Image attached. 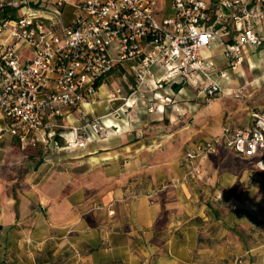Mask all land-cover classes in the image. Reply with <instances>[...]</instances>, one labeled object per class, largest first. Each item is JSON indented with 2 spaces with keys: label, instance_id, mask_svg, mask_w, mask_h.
I'll return each instance as SVG.
<instances>
[{
  "label": "crops",
  "instance_id": "0c3cea01",
  "mask_svg": "<svg viewBox=\"0 0 264 264\" xmlns=\"http://www.w3.org/2000/svg\"><path fill=\"white\" fill-rule=\"evenodd\" d=\"M78 1L63 0L72 8L65 22L61 8L64 25ZM38 11L55 19L49 5ZM213 49L222 53L203 51ZM21 54L31 55L26 47ZM259 63L250 60L249 68ZM218 81L222 97L238 79ZM56 108L44 110L47 130L60 121L81 124L101 106ZM249 115L219 131L250 125ZM7 126L0 110V264H264V169L256 164L264 153L245 157L218 145L195 158L191 178L186 152L219 131L195 134L167 164L152 155L138 161L139 134H116L61 158L59 150L47 155L42 142L19 143Z\"/></svg>",
  "mask_w": 264,
  "mask_h": 264
},
{
  "label": "built area",
  "instance_id": "2783aa9c",
  "mask_svg": "<svg viewBox=\"0 0 264 264\" xmlns=\"http://www.w3.org/2000/svg\"><path fill=\"white\" fill-rule=\"evenodd\" d=\"M47 4L55 19L36 13ZM63 4L0 0V11L17 13L0 19V110L8 120L7 131L23 145L47 144L54 137L47 130L46 107L59 113L56 106L96 104L101 86L96 83L125 65L133 76L129 94L121 97L116 89L111 99H122L126 106L129 101L152 104L166 84H189L210 100L222 91L218 80L229 75L202 51L221 48L234 69L244 52L264 46V0H79L67 25L61 21ZM24 47L29 58L21 54ZM251 117L250 125H225L187 151L189 176L195 177V158L218 145L245 157L264 153V111L253 110ZM85 126L95 133L105 128L95 117L74 128L79 145L82 136L77 134ZM256 164L264 169V155Z\"/></svg>",
  "mask_w": 264,
  "mask_h": 264
},
{
  "label": "rangeland",
  "instance_id": "374dc122",
  "mask_svg": "<svg viewBox=\"0 0 264 264\" xmlns=\"http://www.w3.org/2000/svg\"><path fill=\"white\" fill-rule=\"evenodd\" d=\"M158 2L161 4L162 0H158ZM41 12L37 13L42 15ZM62 12V19L65 22L72 15V8L66 3ZM114 47L115 45L111 47V51ZM258 50L244 52L243 61L236 66H239V69L244 68V76L237 68L232 69L220 50L213 49L211 52L203 51L201 53L203 56L208 55L220 68H225L229 77L238 79L237 83L230 85L232 89L230 95L222 96V94L220 95L222 97L217 96L210 100H206L189 84H184L177 90L166 84L159 90L160 98H155V94L149 92L155 98L152 104L138 101L131 105L132 103L129 101V106H126L122 99H111V94L116 89H120L121 97L129 94V85L133 83V76L130 68L125 65L108 74L102 80L97 102L101 108L99 111H94V116L86 114L81 124L71 122L66 125L60 121L58 127L52 126L55 132L52 140L41 145L45 147L44 150L49 152L47 155H51L52 149V151L59 150L58 155L61 158H69L72 153L76 152V148L95 143L98 140L121 133H130L132 138L139 134L135 138L140 141L138 145H141L143 149L141 152L133 154L137 155L136 158H140L138 161L146 162L148 156L152 155L158 158V161L163 159L167 164H171L172 159L175 161L180 158L185 144L194 138L195 134H198L199 137L205 136V134L211 135L218 132L226 121L234 123L245 121L250 118L249 114L253 110H264V62H261L264 61V54H260L262 52L259 53ZM250 60H253L254 63L258 60L260 62L258 67L249 68ZM232 93L238 94V96L234 97L231 95ZM162 104H165L163 114H155V110L158 112L160 110L159 107L158 109L155 107L161 106L162 108ZM150 106H154L151 112L148 111ZM94 117L105 128L95 133L91 132V128L85 126L84 132L77 134L82 136V145H79L80 140L76 137L74 128L90 123ZM133 155H131L132 158ZM258 155L260 154L258 153Z\"/></svg>",
  "mask_w": 264,
  "mask_h": 264
},
{
  "label": "trees",
  "instance_id": "16d2710c",
  "mask_svg": "<svg viewBox=\"0 0 264 264\" xmlns=\"http://www.w3.org/2000/svg\"><path fill=\"white\" fill-rule=\"evenodd\" d=\"M16 16V11L11 9V8H7L3 11H0V19H3V18H8V17H15ZM102 84V80H99L97 83H96V86L98 85H101ZM172 87L177 90L181 87V85L179 84H173Z\"/></svg>",
  "mask_w": 264,
  "mask_h": 264
},
{
  "label": "bare ground",
  "instance_id": "6f19581e",
  "mask_svg": "<svg viewBox=\"0 0 264 264\" xmlns=\"http://www.w3.org/2000/svg\"><path fill=\"white\" fill-rule=\"evenodd\" d=\"M230 92V91H229ZM132 103V102H131ZM87 105H89V104H87Z\"/></svg>",
  "mask_w": 264,
  "mask_h": 264
}]
</instances>
